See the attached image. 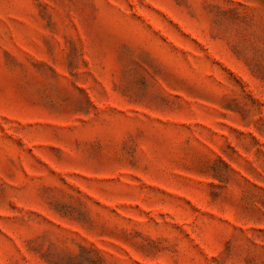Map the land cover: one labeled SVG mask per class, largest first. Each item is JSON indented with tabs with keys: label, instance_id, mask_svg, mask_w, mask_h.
I'll list each match as a JSON object with an SVG mask.
<instances>
[{
	"label": "rangeland",
	"instance_id": "obj_1",
	"mask_svg": "<svg viewBox=\"0 0 264 264\" xmlns=\"http://www.w3.org/2000/svg\"><path fill=\"white\" fill-rule=\"evenodd\" d=\"M0 264H264V0H0Z\"/></svg>",
	"mask_w": 264,
	"mask_h": 264
}]
</instances>
